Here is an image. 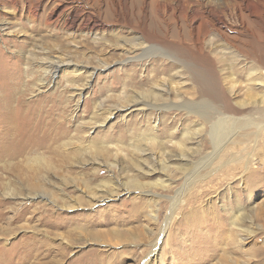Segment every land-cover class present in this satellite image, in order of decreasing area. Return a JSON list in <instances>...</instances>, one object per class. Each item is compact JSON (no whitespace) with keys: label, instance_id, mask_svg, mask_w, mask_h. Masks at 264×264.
Instances as JSON below:
<instances>
[{"label":"rangeland","instance_id":"1","mask_svg":"<svg viewBox=\"0 0 264 264\" xmlns=\"http://www.w3.org/2000/svg\"><path fill=\"white\" fill-rule=\"evenodd\" d=\"M260 83L264 0H0V136L25 152L0 169V264H187L239 227L231 258L264 264Z\"/></svg>","mask_w":264,"mask_h":264},{"label":"bare ground","instance_id":"2","mask_svg":"<svg viewBox=\"0 0 264 264\" xmlns=\"http://www.w3.org/2000/svg\"><path fill=\"white\" fill-rule=\"evenodd\" d=\"M38 6L35 7V10L33 12L36 11ZM159 50H162L166 55L171 57L174 61L183 65V63L185 61L184 51H183V49H180V47L176 44V42H174V41L168 42L167 41V42H165V45L163 47H161ZM191 59H193V58H191ZM77 70L81 71L82 68L81 69L79 68ZM260 84L263 85L264 83H260ZM176 87H178V86H176ZM177 95H179V94H177ZM176 104H177V102L173 103L172 105H176ZM178 105H179V103H178ZM179 106L183 107L184 105H183V103H181V105H179ZM189 106H187V107H189ZM189 112H191V111L189 110ZM219 120H221V119H219ZM253 123H255V122H253ZM219 124H220V121H215L213 123V126H215V128L217 129L216 134L213 135V141H214V145L216 148V152L214 154H211L209 157L202 159L200 164L199 165L197 164V166H198L197 170H199L200 167H202L203 165H209V163L211 161H213L214 157L218 155L220 149L222 148V146L224 144L223 141H224V138L226 136V133H224L225 124H222L220 126H219ZM3 126H2V128H3ZM5 128H3V129H5ZM7 130H6V132H8ZM0 132H1V130H0ZM1 133L4 134L3 132H1ZM1 133H0V135H1ZM6 135H8V134L6 133ZM15 142H16V140H14V139L11 140V139L6 138L4 136H0V169L5 170L7 168L6 164H8V163L13 164L14 162H19L20 161L19 158L21 156L22 157L24 156V153H25L24 149H23L24 146H22V144H20V143L14 144ZM10 159H12L14 161L13 162H7V160H10ZM4 163H6V164H4ZM14 164H17V167H20L18 163H14ZM19 170H21V169H19ZM197 170L192 175L190 174L188 176L189 181H190V179H192L194 177V175L198 174ZM192 171H193V169H192ZM6 194L7 195H14L13 192L10 193V192H8V190L6 191ZM175 201H176V199H175ZM236 217H240V216L238 215ZM236 217L234 216L232 223H236V221H237ZM217 223L221 224V222L218 221V222H214L213 225H215ZM224 234H226V231L218 230L215 232L208 233V236H206V237L204 236L201 239H197V240L193 241V243H191L189 248H188V251H190V252L185 255V258L189 261L187 264H209L211 258H213L215 256L219 257V260L221 262L220 264H232L233 262H237V264H244L243 261L235 259L234 257L231 258L230 254L233 256L234 255L243 256L245 251L242 249V245H244V242H245L248 235L247 236H246V234H245V236L242 235V234H244V230L240 227L237 228V232H231L228 235H226V237ZM157 249H158V242L153 244V249L151 252V254L153 256H156ZM152 255L151 256H150V254L148 255V257L145 259V263H147L150 260ZM217 264H219V263H217Z\"/></svg>","mask_w":264,"mask_h":264}]
</instances>
